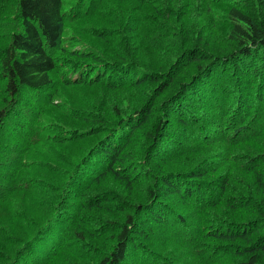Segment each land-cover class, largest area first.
Returning a JSON list of instances; mask_svg holds the SVG:
<instances>
[{"label": "trees", "instance_id": "1", "mask_svg": "<svg viewBox=\"0 0 264 264\" xmlns=\"http://www.w3.org/2000/svg\"><path fill=\"white\" fill-rule=\"evenodd\" d=\"M248 2L0 0V264H262L264 0Z\"/></svg>", "mask_w": 264, "mask_h": 264}, {"label": "rangeland", "instance_id": "2", "mask_svg": "<svg viewBox=\"0 0 264 264\" xmlns=\"http://www.w3.org/2000/svg\"><path fill=\"white\" fill-rule=\"evenodd\" d=\"M241 1L242 0H237V4H239L241 7L244 6V9L246 11H249L250 13H252L254 15V9L255 8H254L253 5L255 3L254 2H250L249 3L248 0H246V2H245V0H243L242 2ZM262 11H264V9H261L260 10V12H262ZM226 33H227V28H226V26H224L221 23V26H220V28L218 30L217 38L216 39L217 40L222 39L226 35ZM216 39H214V40H216ZM224 40H227V39L224 37ZM228 45H229V41H228ZM243 76L245 78H247L244 74H243ZM153 87L154 86H151V83L150 82L149 83H146L145 86H143V87L141 86V88L136 89V90L134 89L133 94L139 96V94L142 93L144 96H146L148 98V95H150ZM83 93H85L84 90H83ZM69 94L71 95L73 93H69ZM70 97L76 98L74 95H71ZM112 97H113L112 98V101L109 102V105L114 104V103H116L117 105H119L120 107H119L118 110L120 111V114H126L127 111L132 110L134 108V106H135L134 99L133 100L128 99L127 101H125V97L121 93H113V96ZM136 98L139 99V97H136ZM87 124H91V123L88 122ZM86 140H88V139H83V140H81L79 142H76V143H68L66 145H57L55 147L57 149H62V151L65 152V153H67L68 155H70V153H71L75 157L76 156V152L75 151L77 150V147H78L77 144L80 143V142H82V141H86ZM55 164L58 165V166H62V165H65L66 163H65L64 160L57 159V161H56ZM50 177L58 178V174H50ZM45 178L47 179V175L45 176ZM28 205H31V204L28 203ZM242 208H241V211L242 212H247L246 208L245 209H242ZM27 209L29 210V212L35 211V209L34 208H31L30 206H28ZM37 212H39V210ZM248 215L251 216V215H254V214L248 213ZM230 261L231 260H228V262H230ZM261 262H262V264H264V256L261 258Z\"/></svg>", "mask_w": 264, "mask_h": 264}]
</instances>
